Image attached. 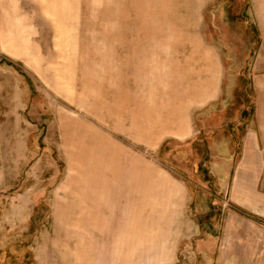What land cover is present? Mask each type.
Listing matches in <instances>:
<instances>
[{
    "label": "rangeland",
    "instance_id": "obj_1",
    "mask_svg": "<svg viewBox=\"0 0 264 264\" xmlns=\"http://www.w3.org/2000/svg\"><path fill=\"white\" fill-rule=\"evenodd\" d=\"M252 3L0 0V264H264ZM204 45L220 97L160 132Z\"/></svg>",
    "mask_w": 264,
    "mask_h": 264
},
{
    "label": "crops",
    "instance_id": "obj_2",
    "mask_svg": "<svg viewBox=\"0 0 264 264\" xmlns=\"http://www.w3.org/2000/svg\"><path fill=\"white\" fill-rule=\"evenodd\" d=\"M252 2L261 30L260 51L257 59L253 62V69L255 72L257 70L253 79V86L256 90L257 125L246 131L243 141V160L245 161L237 164L264 167V0H252ZM219 53L220 51L217 50L216 46L204 45L199 49L195 47L192 51L193 55L184 58L182 64H187L194 69L208 67L210 72L207 75L205 72L202 73L205 75L202 82L190 80V82L195 81L197 83H192L188 91H183H187V93H184V96L187 94L186 106L184 105L179 115L161 117L162 129L160 132L186 137L194 132L192 125L193 111L217 100L222 92V61ZM199 76L202 77L201 74ZM206 76L208 77L207 80ZM247 180L250 181V185L245 187L249 190L248 195L264 196V173L251 175Z\"/></svg>",
    "mask_w": 264,
    "mask_h": 264
}]
</instances>
